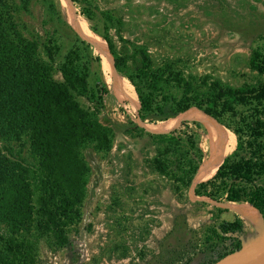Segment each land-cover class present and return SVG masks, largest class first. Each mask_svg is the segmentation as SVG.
<instances>
[{
    "label": "rangeland",
    "instance_id": "374dc122",
    "mask_svg": "<svg viewBox=\"0 0 264 264\" xmlns=\"http://www.w3.org/2000/svg\"><path fill=\"white\" fill-rule=\"evenodd\" d=\"M83 1L95 9L94 23L78 16L72 3V8L67 6L89 30L93 24L101 30L99 13L102 11H111L121 21L118 30H111L109 35L129 71L139 66L137 49L140 48L148 55L152 68L161 71L163 77L195 78L201 81V91H206L212 81L231 88L259 86L264 81V72L254 68L255 62L264 59V0ZM55 2L66 21L60 0ZM22 19L31 31L40 35L51 32L44 6L38 0L32 3L30 14L23 15ZM57 40L59 60L71 47L72 37ZM93 53L98 55L95 48ZM99 67L109 91L103 109H97L84 97H74L83 110L93 113L100 122L104 118L102 124L110 131L109 142L107 147L90 146L83 150L88 172L80 220L64 231L67 238L64 244L55 242L50 234L39 239L35 264H232L258 251L261 236H250L249 227L240 216L225 209L228 202L196 197L195 178L187 190L181 188L177 181L181 174L175 169L184 156V149L173 150L156 143L150 134H160L151 133L148 128L161 121L141 122L137 111H132L126 100L115 95L102 63ZM53 78L62 81L57 72ZM171 91L178 93L174 87ZM250 112L246 107L236 108L237 115ZM177 121L171 131L188 120ZM214 123L207 128L200 123L199 147L204 153L200 169L207 163L210 148L222 145L224 157L234 150V134ZM1 147L10 158L28 168L37 163L25 135L7 142L0 136ZM159 157L167 161L164 170L155 165ZM28 175L32 179L30 171ZM176 187L178 190L174 192ZM30 189L36 209L40 195L34 181L30 182ZM239 205L251 208L246 203ZM236 219L243 225L239 235L241 249L215 262L219 252L231 249L229 240L218 239L217 235L221 234L217 228L223 222ZM3 229L0 224V233Z\"/></svg>",
    "mask_w": 264,
    "mask_h": 264
},
{
    "label": "trees",
    "instance_id": "16d2710c",
    "mask_svg": "<svg viewBox=\"0 0 264 264\" xmlns=\"http://www.w3.org/2000/svg\"><path fill=\"white\" fill-rule=\"evenodd\" d=\"M34 1L0 0V136L7 142L25 135L37 158L36 165L28 168L0 148V224L4 226L0 264H35L36 243L47 234L58 244L66 242L64 231L78 224L81 216L88 172L82 152L90 146L107 147L109 142L104 118L100 122L74 97H84L103 109L109 91L102 80L99 54L95 55L91 43L63 20L55 0H38L44 6L51 32L40 35L29 30L22 16L30 14ZM66 1L70 8H76L78 16L95 22V9L83 0H70L72 5ZM99 16L101 30L95 24L90 30L106 43L116 74L133 88L141 122L162 123L195 108L234 134V150L223 158L212 178L195 186L194 195L218 203H246L260 214L264 227V81L259 86L238 88L212 81L206 91H201V81L195 78L163 77L140 48L139 66L129 71L109 35L111 30H118L121 21L111 11H102ZM58 37H72L71 47L59 60ZM254 68L264 72V59L255 62ZM55 72L61 82L54 80ZM173 87L177 94L171 91ZM237 107L251 112L237 115ZM190 124L182 121L170 133L150 134L158 144L184 149L175 169L181 174L177 181L184 190L190 187L204 159L199 147L202 126L196 121ZM166 162L159 157L155 165L164 170ZM31 181L40 195L36 209ZM217 229L221 234L218 239L229 240L231 249L219 252L215 262L241 249L243 225L236 219L221 223Z\"/></svg>",
    "mask_w": 264,
    "mask_h": 264
},
{
    "label": "bare ground",
    "instance_id": "6f19581e",
    "mask_svg": "<svg viewBox=\"0 0 264 264\" xmlns=\"http://www.w3.org/2000/svg\"><path fill=\"white\" fill-rule=\"evenodd\" d=\"M60 2L63 8V12L65 13L66 19L69 22V24L77 32H79L83 37H85L93 45L96 52L99 54L102 60V64H103V71L110 78L111 83L113 85L115 95L126 100L131 110L136 112L139 107L136 95L134 91L131 89V87H129L121 79V77L115 73L114 68L112 66V60H111L110 54L107 51L105 42L97 34L91 32L85 25L81 23V21H79L76 18V16L67 6L66 0H60ZM177 119L197 121L206 128L210 127L211 125L216 124L213 121H211L201 111L197 109H189L185 113L178 115L176 118L170 119L166 122H162L157 125H149L148 129L151 133L165 134L171 131L174 127H176L175 124L176 122H178ZM223 157H224V153H223L222 145L217 149L210 148L209 153H208L207 163H205L203 168L200 169L197 175L195 176L194 184H197L199 182H202L212 177L216 169L222 162ZM239 204L229 202V203H226L224 207L225 209H227V211L235 213L240 216V218L245 222L247 227H249L250 236H254V237L261 236V246L258 249V251L252 254L249 258H245V257L240 258L238 260H235V262L232 264H264V234H263L264 228L262 224V219L260 215L258 214V212H256L254 209H251L245 205H239ZM244 255H247V254H244Z\"/></svg>",
    "mask_w": 264,
    "mask_h": 264
},
{
    "label": "water",
    "instance_id": "95a60500",
    "mask_svg": "<svg viewBox=\"0 0 264 264\" xmlns=\"http://www.w3.org/2000/svg\"><path fill=\"white\" fill-rule=\"evenodd\" d=\"M70 1V0H69ZM70 3H71V1H70ZM67 21V20H66ZM72 28V27H71ZM72 30H73V28H72ZM74 31V30H73ZM76 34H78L76 31H74ZM78 36H79V34H78ZM112 57V56H111ZM205 114V113H204ZM206 115V114H205ZM210 117V116H209ZM213 119V118H212ZM203 164V161L201 162V164H200V166L198 167V169H197V171H196V173L194 174V176H193V179H194V177L197 175V173H198V171H199V169H200V167H201V165ZM210 178H212V177H210ZM209 178V179H210ZM209 179H207V180H209ZM207 180H204V181H202V182H205V181H207ZM202 182H200V183H202ZM199 184V183H198Z\"/></svg>",
    "mask_w": 264,
    "mask_h": 264
},
{
    "label": "crops",
    "instance_id": "0c3cea01",
    "mask_svg": "<svg viewBox=\"0 0 264 264\" xmlns=\"http://www.w3.org/2000/svg\"><path fill=\"white\" fill-rule=\"evenodd\" d=\"M185 113V112H184ZM183 114V113H182ZM181 115V114H180ZM166 122V121H165ZM160 124V123H159ZM209 153V152H208Z\"/></svg>",
    "mask_w": 264,
    "mask_h": 264
}]
</instances>
